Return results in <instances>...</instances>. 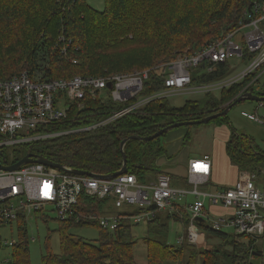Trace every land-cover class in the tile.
<instances>
[{
    "label": "trees",
    "instance_id": "trees-1",
    "mask_svg": "<svg viewBox=\"0 0 264 264\" xmlns=\"http://www.w3.org/2000/svg\"><path fill=\"white\" fill-rule=\"evenodd\" d=\"M263 3L264 0H103V8L98 10L87 0H0L2 80L24 71L32 77L52 79L147 71L141 91L130 99L115 101L86 95L72 102L64 119L39 126L35 133L76 131L23 144L26 152L100 174L118 171L124 153L127 173L135 174L139 181L168 174L173 186L176 182L187 185V176L177 178L164 167L175 156L164 140L171 129L147 141L130 138L123 148L121 141L132 135L146 137L175 122L196 120L221 111L242 90L261 95L254 92L258 80L249 84L256 75L251 73L241 81L221 87L216 94L206 91L201 98L188 99L179 107L172 106L168 97H153L165 89V63L192 54L226 33L246 28L248 21L259 16ZM256 4L260 7L256 8ZM244 49L243 59L249 64L256 53ZM209 65L211 72L206 70ZM258 71L259 67L255 72ZM228 72L227 61H202L190 70V86L220 80ZM130 106L134 107L129 112L114 115ZM100 122L96 127L80 130ZM208 123L229 125L227 114ZM188 126L191 125H184ZM188 140L187 131L180 143L184 146ZM225 150L238 170L264 165V153L257 151L252 138L232 129ZM105 203L106 200L82 194L69 219L54 218L59 223L60 250L52 252L50 236L46 235L41 264H141L134 257L136 238L132 233L133 225L141 222L146 226L143 264H195L194 252L185 261L183 239L177 247L167 241L168 227L162 221L163 212H157L148 221L122 219L118 229L109 232L95 218ZM179 208L185 213L184 218L174 214L173 219H181L186 225L188 212L182 206ZM35 216L49 218L38 212ZM75 226L95 227L98 236L86 239L73 234L70 229ZM16 227L18 239L11 246L9 257L0 264H31L28 229L22 215ZM203 228L223 235L221 244H230L232 248L230 251H219L218 247L205 249L200 253V264H249L251 253H261L255 250L254 238L238 234L229 237L212 229L208 221L199 222V229ZM241 237H246V242H241ZM241 246L245 247L244 252L240 251Z\"/></svg>",
    "mask_w": 264,
    "mask_h": 264
},
{
    "label": "built area",
    "instance_id": "built-area-1",
    "mask_svg": "<svg viewBox=\"0 0 264 264\" xmlns=\"http://www.w3.org/2000/svg\"><path fill=\"white\" fill-rule=\"evenodd\" d=\"M256 8L260 5L256 4ZM259 16L247 22L242 31L246 52L256 53L245 68L232 79H220L200 86H190V70L202 61L222 63L231 55L243 57L244 47L235 40L242 29L224 34L205 47L192 54H185L174 61L166 63L165 89L153 97H168L181 92H200L219 90L221 87L241 81L251 73H256L250 81L258 80L264 71V30L259 23L264 22V3L260 7ZM76 62V61H73ZM259 67V71H257ZM207 72L212 71L209 65ZM261 70V71H260ZM147 71L135 74H114L110 76L75 75L70 79H52L33 77L21 72L8 79H0V164L9 165L3 154L6 146H16L32 141L76 131L35 133L37 127L50 125L64 119L70 104L85 98L86 95L105 96L115 101H123L137 95L143 86ZM110 83L108 87L107 84ZM245 91V90H244ZM243 93V91L241 92ZM62 104L60 106L59 104ZM134 106L115 112L114 115L129 112ZM242 114L249 119L261 120L246 112ZM91 125L84 129L96 127ZM25 155V154H24ZM23 155V156H24ZM19 160V159H18ZM211 173V160L208 155L192 158L188 161L187 180L189 187H177L171 184L168 174H159L156 178L149 176L139 181L135 174L121 173L111 177L80 175L58 167L40 162L22 164L15 170L0 168V225L4 222L14 223L22 215L27 221L29 214L38 212L49 217L47 212L54 213L57 220L69 219L82 194L100 200H106L118 210L108 216H97L101 228L114 232L122 219L148 221L157 212L169 210L183 218L179 207L188 212V242L199 244L204 236L198 228L197 218L203 223L207 221L214 230L232 227L236 234L256 239L264 236V174L259 172H240L233 185L214 191H206L201 186L208 181ZM194 197L186 202V197ZM18 199V204L14 200ZM219 205L228 210L227 217L214 218L205 207ZM132 205L137 210H128ZM46 212H43L45 211ZM118 212H125L120 215ZM182 237L177 243L181 244ZM15 239L4 241L5 246H12ZM2 247L0 236V248ZM6 261V259H5Z\"/></svg>",
    "mask_w": 264,
    "mask_h": 264
},
{
    "label": "rangeland",
    "instance_id": "rangeland-1",
    "mask_svg": "<svg viewBox=\"0 0 264 264\" xmlns=\"http://www.w3.org/2000/svg\"><path fill=\"white\" fill-rule=\"evenodd\" d=\"M92 7L101 10L103 8V0H87ZM259 26L262 27L264 30V25L259 23ZM250 30L251 27H246L242 29L236 35V40L239 44L243 47H246L243 40H242V31ZM179 58V57H178ZM176 58V59H178ZM174 59V60H176ZM172 60V61H174ZM169 63V62H168ZM228 63V75L222 79H232L234 76L238 75L242 72L249 64L244 62L243 57H238L236 55H231L227 59ZM166 64V63H165ZM164 64V65H165ZM261 71V70H260ZM193 73V70L191 71ZM135 74V73H133ZM114 75V74H113ZM214 82V81H212ZM215 91V94L217 93ZM243 93L249 92L242 90ZM241 91V92H242ZM254 92L260 93L261 96H264V71L260 75H258V81L255 85ZM214 93H212L214 95ZM106 91L103 92L102 99H105ZM204 94L200 92H181L177 94H173L168 96V101L172 106L179 107L181 106L186 100L188 99H198L201 98ZM64 101L59 104L62 106ZM263 103V104H262ZM242 112H246L249 114H253L257 116L261 122H258L253 119H249L248 117L244 116ZM227 120L229 125H225L227 128H222L217 130L216 124L214 123H204V124H195L188 127L179 126L172 128L164 140L166 142V147L169 148L170 152L177 153L182 151L185 147H187V151L190 152L194 157L202 156L203 154H208L209 156L214 154L217 150V142L218 141H226L228 134L232 131H235L239 134H245L252 138L254 146L258 149L257 151H261L264 153V101H253V100H242L236 104H234L227 112ZM189 133V140L183 146L179 142L180 138L183 137L185 132ZM26 152L25 145H16V146H6L3 148V154L7 159L8 163H12L22 157ZM260 152V153H261ZM220 155L223 159L224 155L220 151ZM164 158H159L163 160ZM264 165L259 166L258 168L253 169H245V170H238V174L242 171L249 172V173H256L259 172V176L264 174ZM224 166H222L221 170L223 171ZM261 167V168H260ZM220 169V165L218 166ZM225 174V171L223 173ZM228 178V177H225ZM145 179V178H144ZM211 185L213 188H216L217 184L210 181L206 184L201 186L204 190H210ZM226 185L220 186L222 188ZM194 197H186V200H193ZM15 204H18V199L14 200ZM207 208L209 207L208 202H206ZM126 208L130 211L137 210L135 206L128 205ZM132 208V209H131ZM118 209L115 208L110 203L104 204L102 207L101 212L98 213L99 216H108L111 212H115ZM219 212H224L220 208L217 209ZM43 212H46L43 211ZM49 216V218H40L34 215V212L29 214V217L26 221V226L28 229V236H29V255H30V262L31 264H41V254L44 252V239L46 235H49V244L51 247L52 252L57 253L60 250L59 245V235H58V227L59 223L55 220V214L47 212L45 213ZM210 214L214 218H219L224 216L225 214H218L214 211H210ZM162 221L167 223V241L173 245V247H177L176 240L179 236L186 235L184 238V253L186 260L188 259L189 253L194 252V261L195 264H200L202 260L201 252L205 249H212L214 247H218L219 251H230L232 246L230 244H221L224 241L225 237L221 234L215 233L210 229H201L202 235L205 237L204 244H195L188 242V233L187 232V224L185 225L181 219L179 221L175 220H165V212L162 213ZM188 223V219H187ZM223 233L229 235H236L235 231L232 227L224 226L220 230ZM70 232L73 234H77L83 236L86 239H95L98 236V229L95 227L89 226H75L70 229ZM146 232L145 223L141 222L139 224L133 225L132 233L136 238V244L133 247L134 257L137 262L143 264L146 262V244L144 241V236ZM0 236H1V243L2 247L0 248V263H4V260L9 257L11 253V247L5 246L4 241H10L11 239H18V230L14 223L4 222L0 225ZM241 242H246V237H241L239 239ZM254 244L256 246L255 250L260 251L259 255L251 253L248 257L249 264H264V236H259L255 239ZM244 248H240V251L244 252ZM184 264V263H183Z\"/></svg>",
    "mask_w": 264,
    "mask_h": 264
},
{
    "label": "crops",
    "instance_id": "crops-1",
    "mask_svg": "<svg viewBox=\"0 0 264 264\" xmlns=\"http://www.w3.org/2000/svg\"><path fill=\"white\" fill-rule=\"evenodd\" d=\"M224 127L227 128L225 125H216V129L217 130L222 129ZM230 133L228 134L227 139L230 136ZM227 139H226V141H227ZM180 140H181V138H180ZM180 140H179V142H181ZM226 141H218L217 142V150H216V152L213 155L211 154L209 156L206 153L203 154V155H208L210 160H211V173H210V176H209L208 181L206 183H208L210 181H213V183L219 185L216 188H213L212 185H211V189L210 190L208 189L206 191H214L216 189H219V187L223 186V185H226L225 187L231 186V185L234 184V182L237 179L239 171H238V169H237V167L235 165L231 164V162L229 160V157L227 156V153H226V150H225ZM220 151L224 155L225 159H223L221 157ZM174 155L175 156L173 158H171L168 162H166V165L164 167L166 168L167 171L172 173V175H174V174L177 175V178L187 176V169H188V161H189V159L200 158V157L203 156L202 155V156L194 157L192 154H190V152L187 151V147H185L182 151L178 152V154L176 153ZM219 165H220V169L218 168ZM222 166H224L223 167L224 168L223 171L221 170ZM224 171H225V174H227V176L223 174ZM225 177H228V178H225ZM186 182H187V185H182V182H176V183H174V185L177 186V187L188 188L189 187V183H188L187 179H186ZM187 197H193V196L188 195ZM190 201H192V200H190ZM186 202H189V200H186ZM206 202H208V201L207 200L205 201V207L207 208ZM208 205H209V207L207 209L209 211H214L215 213H218V214H224L225 212L228 213V210L220 207L219 205L212 206V205H210L209 202H208ZM219 208L221 210H223L224 212H219L217 210ZM160 212H163V211H160ZM164 212H165L166 218H168L170 220H174L173 219L174 218V216H173L174 214H171L169 212V210H164ZM182 215H183V218H184L185 213L182 212ZM228 215H229V213H228ZM228 215L225 214L224 216H221V217H227ZM199 222H201V221H199ZM199 222H198V225H199ZM186 234H187V232H186ZM185 236L182 235V236H179V237H182L183 240H184ZM178 238L176 240V243L178 241ZM204 243H205V237H204V241L199 243V245L200 244H204ZM177 245H178V243H177Z\"/></svg>",
    "mask_w": 264,
    "mask_h": 264
},
{
    "label": "water",
    "instance_id": "water-1",
    "mask_svg": "<svg viewBox=\"0 0 264 264\" xmlns=\"http://www.w3.org/2000/svg\"><path fill=\"white\" fill-rule=\"evenodd\" d=\"M107 86L109 87L110 83H108ZM246 99L253 100V101H264V96L254 94L252 92L241 93L236 97V99L234 101H232L230 104H228L226 107H224L221 111H217V112L208 114V115L203 116V117L196 119V120L175 122L173 124H170V125H167V126L161 128L160 130H158L155 133L148 135L146 137H140V136H135V135L129 136V137H127L121 141V147L123 148V145L125 144V142L130 138H140L142 140L147 141V140H151V139H154V138L160 136L161 134H163L167 130L172 129L174 127L208 123L210 120H212L218 116L226 115L228 110L234 104H236L242 100H246ZM33 162H40V163H43L45 165H49L52 167H58V168H62L65 170H70L71 172L76 173V174H80V175L85 174V175H90V176L111 177V176H115V175L127 172V167L125 165V154L124 153H123V164H122L121 168L118 171H116L114 173H110V174H100V173L89 172V171H85V170L74 169L68 165L53 162L50 159H47L46 157H43L41 155L34 154L31 151H27L24 156H22L19 160H17L16 162H14L12 164H9V165L0 164V168L5 169V170H15V169L19 168L22 164L33 163ZM200 219L201 218H197V221H199ZM253 254L259 255V253L255 252V251L253 252Z\"/></svg>",
    "mask_w": 264,
    "mask_h": 264
},
{
    "label": "clouds",
    "instance_id": "clouds-1",
    "mask_svg": "<svg viewBox=\"0 0 264 264\" xmlns=\"http://www.w3.org/2000/svg\"><path fill=\"white\" fill-rule=\"evenodd\" d=\"M239 94H241V92L239 93ZM238 96V95H237ZM199 221H202V219H200ZM199 221H197V222H199ZM198 228H199V225H198ZM200 230V229H199ZM201 231V230H200Z\"/></svg>",
    "mask_w": 264,
    "mask_h": 264
},
{
    "label": "bare ground",
    "instance_id": "bare-ground-1",
    "mask_svg": "<svg viewBox=\"0 0 264 264\" xmlns=\"http://www.w3.org/2000/svg\"><path fill=\"white\" fill-rule=\"evenodd\" d=\"M249 63V62H248ZM132 209V208H131Z\"/></svg>",
    "mask_w": 264,
    "mask_h": 264
}]
</instances>
